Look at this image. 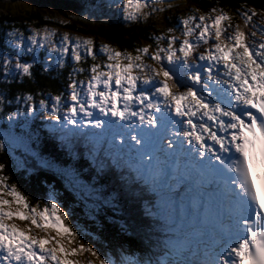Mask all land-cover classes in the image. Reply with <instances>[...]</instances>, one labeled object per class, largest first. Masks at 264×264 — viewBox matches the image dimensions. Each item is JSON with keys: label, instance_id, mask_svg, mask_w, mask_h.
I'll use <instances>...</instances> for the list:
<instances>
[{"label": "snow or ice", "instance_id": "obj_1", "mask_svg": "<svg viewBox=\"0 0 264 264\" xmlns=\"http://www.w3.org/2000/svg\"><path fill=\"white\" fill-rule=\"evenodd\" d=\"M108 7L135 23L165 11L162 0L160 6L153 0H108ZM241 8L231 15L212 7L177 17L175 27L149 37L155 41L151 52V44L133 52L104 44L94 52L92 39L64 33L56 41L55 30L47 28H31L27 37L16 28L6 32L16 54L0 52L5 79L31 77L45 47V72L65 67L66 57L76 65L87 57L93 63L73 66L67 95L37 102L31 92L17 94L15 100L24 105L7 112L0 152L12 155L23 148L36 166L72 177L74 188L94 195L97 189L80 182L73 169H61L31 148L39 136L24 129L40 117L69 155L82 142L97 173L117 169L133 195L150 192L155 203L145 199L144 213L153 221L149 231L161 235L148 257L123 250L117 257L101 256L102 248L77 242L83 229L78 217L70 219L72 208L54 186L43 201L31 204L0 163V264H81L73 257L83 253L98 264H264V16L254 22L257 10ZM233 16L242 24H234ZM177 29L180 37L172 34ZM98 55L106 59L96 62ZM85 72L87 78H75ZM4 103L0 95V112ZM104 203L118 208L111 199ZM135 211L130 205L131 222L113 221L121 233L139 226Z\"/></svg>", "mask_w": 264, "mask_h": 264}, {"label": "trees", "instance_id": "obj_2", "mask_svg": "<svg viewBox=\"0 0 264 264\" xmlns=\"http://www.w3.org/2000/svg\"><path fill=\"white\" fill-rule=\"evenodd\" d=\"M48 1L46 0V2ZM32 2H29V8L25 4H19L17 2L14 3L7 0H3L2 3L0 2V7L4 10L2 13L0 12V45H2L1 47L4 50H13L11 47H6L7 45L3 44L5 30H11L14 27L24 30L25 24L23 21L32 18L39 26L44 23H52L48 19H42L37 14L35 11L36 7L33 5L34 2ZM187 5L188 7L194 5L195 10H198L197 15L206 13L212 7H216L217 9L222 8L231 15L237 9L243 11L244 9L241 8V5H246L248 8H255L257 10V16L253 17L254 22H258L261 16H264V0H189L187 1ZM183 11L188 12V8L183 9ZM84 17L87 16L84 10H82L79 12L77 18V22L82 26H78L76 23L74 26L81 28V30L87 33L98 34L122 50L127 49L133 52L137 46H142L141 43L143 41L147 45L154 43L153 40L149 39V31L152 29V25L149 22L146 24L144 22L121 23L106 20V18L98 16V21L93 24L94 22L90 18L87 17L85 19ZM99 21H103L104 23H100ZM232 22L234 24H242V21L237 16H233ZM203 47L206 46H202L198 51H202ZM148 61L151 60H146V62ZM87 62L82 60L78 64V67L87 68L93 63L91 57L87 58ZM45 66L44 63H36L31 69V77H20L17 75L0 82V95L5 97L3 111L0 112V129L7 127L5 119L7 112L15 111L18 106L22 107L24 105L23 100L19 103L15 100L17 94L31 92L34 94L37 102L41 98L50 99V96L60 92H64L67 95L65 86L69 83L68 73L71 68L66 65L63 68L51 67L49 71L45 72ZM88 75V72L76 74L75 78H87ZM43 93H49V97H44ZM8 101L12 102L9 104ZM42 115L47 116L46 113H42ZM20 123H23V121H20ZM44 123L45 121H42L40 117H36L30 120L26 129H24L25 131L31 129L39 136L38 141L33 138L31 148L39 153L41 152L40 155L52 160L59 168L64 169L70 167L73 169L77 173V179L83 184H88L96 188V193L93 195L81 190L77 192V189L69 182L73 179L72 177L65 178L54 170L36 166L34 157L23 148H17L12 155H9L7 150L0 152V163L5 165L4 174L9 177V183L15 182L20 190L29 197L31 204L33 202L36 203L37 200L43 201L46 198L48 186H54L60 199L72 208L74 217H70V219L78 217V220L84 222L81 223L78 221L84 233L83 236L78 238V242L92 244L97 251H100L102 248L103 251L113 249L117 252V244L129 246L131 249L139 247L140 243L134 237H129L121 233L119 231V225L113 222L117 220L116 217H113V213L115 215L118 214L120 216L119 218H122L121 220L126 223L131 222L128 214L129 206L135 204L129 198L128 191L123 188L119 174L117 172L111 174L109 169H106V172L97 173L96 169L91 166V162L88 160L85 146L82 142L74 146L73 152L75 155H69L67 149L62 147L58 140L48 134L47 129L43 127ZM16 130L21 131L19 127ZM79 193L82 195L81 197ZM94 196L100 197V199H94ZM104 199H111V203L118 205V208L113 211L111 207L104 203ZM93 204L100 205L99 209L93 208ZM102 211L107 212L109 218H111L108 219V222L101 218L103 216ZM138 219L139 216L136 208L135 221L139 226L135 230H129L134 233L137 232L139 237L145 242L143 245L153 250L155 241L150 237L151 240L146 237L148 234L140 229L141 224Z\"/></svg>", "mask_w": 264, "mask_h": 264}, {"label": "rangeland", "instance_id": "obj_3", "mask_svg": "<svg viewBox=\"0 0 264 264\" xmlns=\"http://www.w3.org/2000/svg\"><path fill=\"white\" fill-rule=\"evenodd\" d=\"M13 1H14V3L17 2L19 4H25L26 7L29 8L30 0H23L24 2L18 1V0H13ZM31 1L34 2L33 5L36 7L35 11L37 12V14H39V16L42 17V19H48L52 23L47 24V25H43V26H37L34 24L33 18L28 19V21H30V22H27L26 30H19L20 32H22L24 34L25 37H27L28 35L31 34V32H30L31 28H39L41 31H43L45 28H47L50 30H55L57 35H56V37H54V39L56 41L59 40V38L62 34L68 33L71 37L79 36V37L85 38V39H92L94 42V46H93L94 52H96L98 50L100 45H104V44L110 45L111 47H113L117 50H122L118 46L110 44L102 36H100L98 34L95 35L92 33H87L86 31L81 30V28L74 26L75 23L78 26H82L77 22L79 12H81L82 10L86 11V13H85L86 16L88 18H90L92 20V22H94L93 24H95V22L98 21V19H97L98 16L104 17V18H110V20H112V21L125 22L123 20L122 14H118L116 9L108 7V0H95V3L97 4L96 8L95 7H87L86 3L88 4V2L90 0H52V1L49 0L48 2H46V0H31ZM38 1H39V3H38ZM0 2L2 3L3 0H0ZM116 2H117V4H119V0H116ZM153 3H155L157 6H160L161 0H153ZM162 3L165 6V11L157 12L153 16L149 17L147 20V22H149L152 25V29L149 31V34H150L149 36H151L152 34L159 35L160 32L165 31L168 27H175V25L177 23V17L191 14V12L193 10H195V7H190V6L188 7L187 3L184 4L183 6H179V5L177 6V4H179L181 2L166 3L164 1H162ZM5 4H8V3H5ZM169 4L173 5V7L168 8L167 5H169ZM186 8H188V12L183 11V9H186ZM2 11H4V10H3V8L0 7V12L2 13ZM99 22L104 23L103 21H99ZM72 25H73V27H71ZM86 28H88V27H86ZM7 31L8 30H5L4 33H6ZM172 34L176 35L177 37H180V35H181L179 29H177V31L175 33H172ZM260 38H261V35L256 34L257 41H259ZM3 41H4V43H6V45L8 47H10L7 44V37L5 39H3ZM141 45L144 46L147 44H146V42L143 41L141 43ZM151 45H152V47L150 48V50L154 51L155 50V43H151ZM81 51L83 52V49H81ZM45 52H46V47L41 48L39 50V52L37 53V56H39L40 54L45 53ZM5 53H9V52H5ZM10 54L13 56L15 55L13 53H10ZM105 59H106V57L98 55L96 62H100V61H103ZM85 60L87 62V59H85ZM67 63L70 64L71 66L72 65L75 66L74 62L71 61L70 59L67 60ZM148 63L153 64V66H155L154 61H150ZM75 67H77V66H75ZM12 71H15V69H12ZM32 204H36V203L33 202ZM78 221L81 223H84L82 220H78ZM16 223L21 228H24L25 224H26L25 221H18V220L16 221ZM78 243H82V242H78ZM83 244H85V243H83ZM105 252L113 255L114 257L118 256V255H114L112 253V251H109V250L102 251L101 256H103ZM125 255L140 258L139 252L135 251V250H131L130 252H125ZM73 259L79 260L81 262V264H87V261L89 259H91V260L95 261V264H98V260L95 257H91L90 253H83V254H80L78 256H74Z\"/></svg>", "mask_w": 264, "mask_h": 264}, {"label": "bare ground", "instance_id": "obj_4", "mask_svg": "<svg viewBox=\"0 0 264 264\" xmlns=\"http://www.w3.org/2000/svg\"><path fill=\"white\" fill-rule=\"evenodd\" d=\"M41 153V152H40ZM19 221V220H18ZM103 254V253H102Z\"/></svg>", "mask_w": 264, "mask_h": 264}]
</instances>
